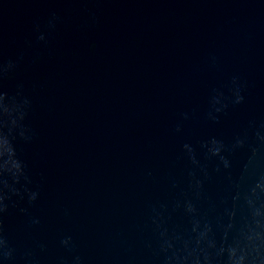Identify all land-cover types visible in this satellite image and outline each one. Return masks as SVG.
<instances>
[{"label": "water", "instance_id": "95a60500", "mask_svg": "<svg viewBox=\"0 0 264 264\" xmlns=\"http://www.w3.org/2000/svg\"><path fill=\"white\" fill-rule=\"evenodd\" d=\"M0 95V264H264V0H0Z\"/></svg>", "mask_w": 264, "mask_h": 264}, {"label": "clouds", "instance_id": "9594fccd", "mask_svg": "<svg viewBox=\"0 0 264 264\" xmlns=\"http://www.w3.org/2000/svg\"><path fill=\"white\" fill-rule=\"evenodd\" d=\"M57 18L53 17V20L49 21V27L54 28L55 27V20ZM39 31V29H37ZM45 37L43 35L40 36V40H44ZM9 69H12L15 67V65L9 64L8 65ZM5 100L6 96L0 95V109L4 111V113L7 115H10L11 112L13 111L12 108L6 107L5 106ZM16 120H12L13 123H15ZM0 138L4 139L5 141L9 142L7 137L0 132ZM10 144V143H9ZM5 173H9L12 175L14 178H19L20 176L24 175L23 172V166L22 164L15 158V153L14 151L8 152L6 155L3 157V164L0 165V177H2ZM5 187H8V185H5ZM31 199L35 200L36 199V194L32 193L31 194ZM0 205H3V197L0 196ZM4 208H0V211H3ZM10 255V254H9Z\"/></svg>", "mask_w": 264, "mask_h": 264}]
</instances>
